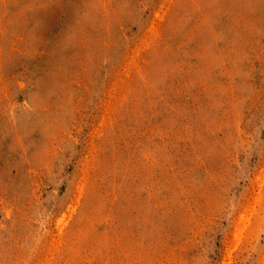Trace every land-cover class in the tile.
<instances>
[{"label": "rangeland", "instance_id": "374dc122", "mask_svg": "<svg viewBox=\"0 0 264 264\" xmlns=\"http://www.w3.org/2000/svg\"><path fill=\"white\" fill-rule=\"evenodd\" d=\"M0 264H264V0H0Z\"/></svg>", "mask_w": 264, "mask_h": 264}]
</instances>
